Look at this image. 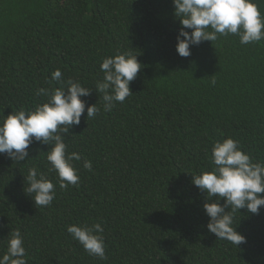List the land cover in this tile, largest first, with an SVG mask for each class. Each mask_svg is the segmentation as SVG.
I'll return each instance as SVG.
<instances>
[{"label":"trees","instance_id":"obj_1","mask_svg":"<svg viewBox=\"0 0 264 264\" xmlns=\"http://www.w3.org/2000/svg\"><path fill=\"white\" fill-rule=\"evenodd\" d=\"M253 2L264 18V0ZM180 27L172 0H0V118L46 102L40 88L72 80L91 89L80 124L64 136L66 153L81 157L72 162L77 185L60 187L46 159L51 145L34 141L22 162L0 154V256L19 230L27 264H264V206L231 213L246 238L237 247L208 231V197L192 183L214 167L212 147L227 138L264 163V39L218 35L181 57ZM123 53L141 70L133 94L105 111L100 65ZM32 167L54 184L48 206L24 191ZM97 223L105 259L67 232Z\"/></svg>","mask_w":264,"mask_h":264},{"label":"clouds","instance_id":"obj_2","mask_svg":"<svg viewBox=\"0 0 264 264\" xmlns=\"http://www.w3.org/2000/svg\"><path fill=\"white\" fill-rule=\"evenodd\" d=\"M172 3L174 15L181 25L176 37V51L181 57L191 55L190 45L215 41L218 35H238L241 44L264 39V18L253 0H172ZM185 29H191V32ZM140 65L137 56L130 53L103 60L100 68L104 75L97 81L96 91L103 93L105 111H111L115 102L122 103L133 94L130 82L141 70ZM61 77L59 69L52 73L53 80L59 81ZM66 83V89H38L36 95L47 97V100L37 104L34 110L12 111L0 118V154L22 162L29 159L28 149L34 141L51 145L46 159L51 164L50 171L57 174L61 188L75 186L79 181L72 162L81 157L75 152L66 153L64 136L74 125L80 124L86 108V102L81 98L91 94V89L79 82L68 80ZM98 111L96 103L87 106L86 119L95 117ZM212 163L214 167L193 176L192 183L208 197L203 204L205 214L210 218L206 226L208 231L238 247L246 242V238L236 231V226L233 227L231 213L247 209L258 214L264 206V196L259 195L264 193V163H254L232 138L213 145ZM83 167L91 170V161H85ZM25 181L28 187L24 191L36 206L52 203L54 184L44 173L35 167L29 168ZM67 232L89 255L106 258L104 239L99 234L103 232L100 224L92 227L70 225ZM25 257L23 237L16 230L8 239L7 252L0 256V264H27Z\"/></svg>","mask_w":264,"mask_h":264}]
</instances>
